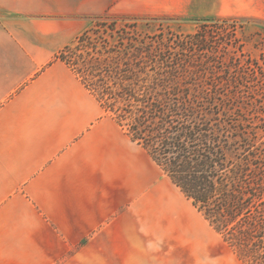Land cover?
I'll return each instance as SVG.
<instances>
[{
    "label": "trees",
    "instance_id": "1",
    "mask_svg": "<svg viewBox=\"0 0 264 264\" xmlns=\"http://www.w3.org/2000/svg\"><path fill=\"white\" fill-rule=\"evenodd\" d=\"M200 21L198 32L172 40L139 31L135 21L96 17L55 60L73 73L237 262L264 264L263 109L236 95L245 88V75L242 66L231 63L236 52L243 56L235 45V26L220 44L204 35L207 24H235L236 19ZM207 54L222 57L219 63L202 61ZM217 74L225 80L217 81Z\"/></svg>",
    "mask_w": 264,
    "mask_h": 264
},
{
    "label": "crops",
    "instance_id": "2",
    "mask_svg": "<svg viewBox=\"0 0 264 264\" xmlns=\"http://www.w3.org/2000/svg\"><path fill=\"white\" fill-rule=\"evenodd\" d=\"M108 3L0 0V264L53 260L52 229L69 227L68 214L92 197V164L109 149L119 158V127L55 60L90 26L81 18L100 17ZM119 8L148 17L264 18V0H119ZM133 173L138 195L150 184ZM145 197L153 206L159 194Z\"/></svg>",
    "mask_w": 264,
    "mask_h": 264
},
{
    "label": "rangeland",
    "instance_id": "3",
    "mask_svg": "<svg viewBox=\"0 0 264 264\" xmlns=\"http://www.w3.org/2000/svg\"><path fill=\"white\" fill-rule=\"evenodd\" d=\"M141 15L122 11L119 0H109L107 11L99 16L129 23L135 21L139 31L161 34L172 40L180 35L195 34L203 24L200 21L203 18L199 17ZM227 19H236V23L207 24L204 35H211L213 42L220 44L235 26V45L241 47L243 56L239 58L236 52L233 56L236 60L231 63L242 66L241 73L245 75V88L242 92L236 91V95L255 102V106L263 109L264 116V18ZM81 20L85 27L93 21L88 17ZM204 57H200L202 61L219 63L222 55ZM215 79L221 81L225 77L217 74ZM108 155L102 162L92 164L94 171L87 185L92 197L84 198L83 210L68 214L69 227L52 229L59 242L53 243L55 258L45 264H240L202 217L192 210L190 203L120 129L119 158H114L110 149ZM133 167L150 184L138 195L131 181ZM151 190L157 191L159 198L167 194L173 207L171 215L159 210L162 201L152 206L144 200Z\"/></svg>",
    "mask_w": 264,
    "mask_h": 264
},
{
    "label": "bare ground",
    "instance_id": "4",
    "mask_svg": "<svg viewBox=\"0 0 264 264\" xmlns=\"http://www.w3.org/2000/svg\"><path fill=\"white\" fill-rule=\"evenodd\" d=\"M155 198L157 197L156 195L154 196ZM157 201H162L163 202V204H162V206L159 208V210L160 211H163V212H169L170 213V215H171V212L173 213V207H172V203H171V199L167 196V194H163V196H162V198H157L155 201H154V203H155V205H156V202ZM165 202V203H164ZM170 208H171V210H170ZM192 208V207H191ZM192 210L194 211V212H196L193 208H192ZM183 213V212H182ZM175 214V213H174ZM178 215V214H177ZM183 215V214H182ZM167 216H168V213H167ZM169 217V216H168ZM178 218H180V216H178Z\"/></svg>",
    "mask_w": 264,
    "mask_h": 264
}]
</instances>
